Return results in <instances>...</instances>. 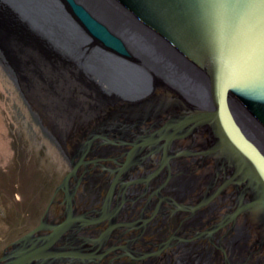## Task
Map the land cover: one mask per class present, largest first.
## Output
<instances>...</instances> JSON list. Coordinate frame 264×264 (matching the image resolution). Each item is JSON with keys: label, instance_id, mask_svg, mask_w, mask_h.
I'll use <instances>...</instances> for the list:
<instances>
[{"label": "bare ground", "instance_id": "1", "mask_svg": "<svg viewBox=\"0 0 264 264\" xmlns=\"http://www.w3.org/2000/svg\"><path fill=\"white\" fill-rule=\"evenodd\" d=\"M9 1L14 3L16 1L15 5L20 6L21 9L23 8L24 11H29L28 9H32L31 7L41 0ZM42 1L53 3L52 0ZM83 1L102 22L108 27L110 26L115 34L123 38L130 55H112L110 50L98 45L92 36L87 33H79V28L76 27L75 33H64L60 26L54 25L56 30L53 33H50L52 31L50 28L44 30L50 34H44L43 36L48 40V43L54 46L55 54L43 55L36 48H34L35 52L33 49L25 50L22 46L17 47L18 44L20 45L19 42L10 39L8 60L17 68L18 75L23 82L22 85L26 87L34 106L40 111L49 127L55 130L59 137L69 142L67 149L71 155V166L72 169H76L69 183L70 192L77 194L74 188L76 182L73 179L78 178L80 180V178H85L87 174L90 175L88 172L96 168L94 165H100L105 170L115 168L109 167L104 161H100V164H98L95 161L96 159H86V156L90 153L98 154L106 146L102 145L101 141L98 142V138L107 140L102 135H98L97 140L95 138L90 139L92 135L103 130L102 124L105 119L107 121L116 119L120 120L121 123L126 122L120 126V131L125 134V137L114 136L119 138L118 142L120 144L119 146L114 145L117 148L120 147L116 154L118 157L115 155L113 159L116 163H121L119 158L126 150L123 146L128 145V142H130V146L131 144L136 145V149L135 151L130 150L129 156L132 157L128 158L126 162L124 160L123 166L119 167L118 174L111 181L107 197L101 209L97 210V216L85 219L90 225L72 227L65 237L53 247L56 250L71 248V250L81 251L83 260L80 256L77 260L67 257L64 258L65 260H53L52 262L50 260L45 263L35 261L30 264H107L108 261L102 258L110 250L115 252L116 256L112 255V257L119 264H153L150 254H162L163 259L158 260H162L161 262L186 258L190 264H245V261H248L249 264H264V203L256 202L262 193L264 194V160L251 145L253 143L260 152L264 153V137H262L261 132L258 129L256 130L255 126L247 122L245 118H242L244 117L242 112L234 106L235 109H232L233 114H235L234 118L240 125L246 140H248L247 143H251L247 144L238 131L232 127L226 113L219 110L215 99H213L212 82L209 78H205L200 70L181 59L179 55H176L174 51L156 40L154 36L147 35L146 32L139 29L140 27H136L130 18L119 12L108 0ZM29 12L32 13L33 11L30 10ZM41 17L44 19L43 16ZM67 19L70 21V18ZM39 23L40 21H37V24ZM33 25L35 26L34 23ZM37 27L39 28V26ZM119 57L120 59H118ZM27 63L32 65L34 72H31V76L34 80H27L28 77L25 76L28 72ZM122 67L127 71L123 73ZM41 84L47 87V91L48 89L53 91V108L47 107L46 102L33 92L34 90L37 91V86ZM29 86L31 88L28 89ZM173 87H176L177 90ZM32 88L33 91H30ZM58 91L59 95L56 93ZM39 94L41 95V92ZM188 106L199 112L187 110ZM66 118L70 121H67ZM213 119L217 121L215 124L216 132L207 123L197 124V122H204V120L214 121ZM158 127L160 129L146 135L149 130ZM108 129L106 130L107 133L113 131V129ZM200 129L206 135L205 139L203 138L206 140L204 142L208 141L209 145L201 152L187 153L190 155L201 153L204 157L203 161L207 159L205 163L202 162L203 166L211 164L217 167L215 177L206 176L205 169H202V171L200 169L199 173L196 174L199 176L198 178L182 177L181 184L177 187V194L176 192L173 193L174 198L178 201L193 206L179 205L180 207L195 209L194 211L198 212L197 218L186 223L183 227L187 230L191 228L190 231H185L191 239L171 246L170 240L182 239L175 235L168 242L161 244L156 251L143 252V250L151 248L146 247L148 244H144V237L156 235L161 227L156 226L157 222L154 224V217L156 216V219L161 220L164 219V215L169 216L170 213L166 212L164 203L167 199L163 197L151 215H147L149 211L144 212L146 215H143V221L141 220L139 224L141 226L147 224L148 228L144 230L142 236L124 228H116L122 225L130 227L134 225L133 223L119 221L124 216V211L121 214H119V211L126 203V198L129 196L128 189L131 184L141 181L139 177L136 179L129 178L133 173H137L133 171L132 167L141 161L140 156L137 154L162 139L165 140L164 148L166 149L176 137L182 135L184 138H188L190 133L194 134ZM134 136L137 137L136 141L131 142L129 139ZM199 136L201 137L200 134H198V138ZM85 138L89 140L88 143L83 144ZM142 139L144 141L138 142ZM109 141L112 144L115 142ZM178 143H180L179 140ZM188 143L190 141H187L186 145ZM109 148L112 149L113 146L110 145ZM216 148L220 151L225 150L228 155H221L220 152H216ZM233 148L237 152L238 149L240 150L241 155L235 157L237 161L231 159ZM242 155L248 159L241 160ZM102 159L107 160V158ZM168 162L169 156L164 153L163 162L161 166L158 165L153 175L158 174ZM235 169H241L246 177L244 179L241 177L242 175L235 177ZM153 175L145 177L142 181L148 184ZM215 182L217 184L215 191L207 196L204 192L208 184H214ZM262 184L263 187H261ZM205 195L207 197L203 199ZM74 197V216L84 217V215L93 212L87 210L83 214H79L82 209H79L75 202L76 195ZM115 198L118 202L116 207L112 209ZM212 200L213 202H211ZM195 203H197L196 206H194ZM169 204L171 203L169 202ZM168 206H170L171 211H174L176 209L174 207H177ZM135 208L138 207L135 206ZM51 218L52 213L50 212L47 221H51ZM109 218V228L100 238L96 239L95 243H93L94 239L91 236L97 237L98 235H81L87 231L88 233H96L97 227ZM191 226L202 229L200 231L198 229L194 230ZM43 232L47 233L46 230H43L35 234L34 237L41 235ZM131 233L132 235H128ZM122 239H124L123 241L128 240V247L112 246L102 248L110 246L113 242L119 243V240ZM112 240L114 241L111 244L106 245L107 242ZM31 242L33 241L27 240L24 244L18 243L20 244L19 248L27 246ZM135 244H140L138 250H142L143 253L133 249ZM92 245L94 246L92 247ZM168 246L170 248L165 249ZM92 249L95 250L88 253L82 252V250ZM105 249L107 250L105 251ZM119 249H124L127 254H131L132 251L141 255L144 254L146 258L129 262L130 260L128 261L122 256L118 257L120 254L118 253ZM190 252L195 255L189 254ZM173 255L176 256L172 259ZM109 262V264H113L111 261Z\"/></svg>", "mask_w": 264, "mask_h": 264}, {"label": "water", "instance_id": "2", "mask_svg": "<svg viewBox=\"0 0 264 264\" xmlns=\"http://www.w3.org/2000/svg\"><path fill=\"white\" fill-rule=\"evenodd\" d=\"M52 1L53 3L42 0L36 2L32 9H28L33 11L31 13L15 5L16 1L0 0V48L6 59L10 54V39L19 42L17 47L22 46L25 50L36 48L43 55L55 54L54 46L43 36L53 33L56 30L54 25L60 26L64 33H75L79 28V33L89 34L98 45L110 50L112 55H130L123 38L102 22L83 0ZM108 1L130 18L136 27H140L147 35L154 36L211 80L216 105L226 113L232 127L246 143L248 140L232 112L234 106L242 112V118L255 126L264 137V0ZM64 19L67 20L61 21ZM37 21L40 23L37 24ZM49 28L52 30L50 33L44 31ZM121 70L123 73L127 71L123 67ZM173 88L177 90L176 87ZM187 110L196 111L189 106ZM213 120L197 124L207 123L216 132L217 121ZM251 145L264 160V153L253 143ZM216 152L228 155L225 150L216 148ZM232 152L231 159L237 161L235 157L241 155L240 150L237 152L233 148ZM244 159L248 158L242 155L241 160ZM75 172V168L71 169L58 185L40 224L14 242L12 249H7L1 256L0 264H30L35 261L45 263L50 260H65L67 257L77 260L80 256L83 260L81 251L53 248L72 227L89 225L82 217L74 216L73 197L76 194L70 192L69 183ZM234 173L235 177H246L241 169H235ZM79 184L80 181L77 185ZM60 189L64 191L66 215L60 222L51 223L47 221V217ZM256 202L264 203L263 193ZM45 229L49 232L34 237ZM27 240L33 242L17 247L18 243L24 244Z\"/></svg>", "mask_w": 264, "mask_h": 264}, {"label": "rangeland", "instance_id": "3", "mask_svg": "<svg viewBox=\"0 0 264 264\" xmlns=\"http://www.w3.org/2000/svg\"><path fill=\"white\" fill-rule=\"evenodd\" d=\"M2 50L0 48V258L4 254V252L7 251V249L12 248L11 246L13 245L14 242L25 236L29 231H31L33 228H35L40 224L43 216L47 211L50 201L54 196L56 188L58 187L59 184H61L64 177L72 169L71 155L67 149L69 142L59 137L55 132V130L49 127V124H47L44 117L41 115L40 111L36 109V107L34 106L33 104L34 102H32L30 98L31 96L27 92L26 87L22 85L23 82L21 80V77L18 75L17 68L13 66L10 60L6 59L4 52H1ZM27 70L28 72L25 74V76L28 77L27 80H32V79L34 80L33 76H31V72L32 73L34 72L32 69V65L27 63ZM29 88L31 87L29 86L28 89ZM30 91H33V88ZM33 92L36 95L40 96L41 99H43V101L46 102L47 107L53 108V104H52L54 100L53 91H50L49 89L47 91V87L41 84L37 86V91L34 90ZM39 92H41V95L39 94ZM56 93L59 95V91ZM66 119L67 121L69 120L68 118ZM125 123H126L125 121L121 123L120 120H116V119H112L109 121L105 119V122H103L102 124L103 130L98 131V133L92 135L90 138V139H94V138L96 139L98 138L97 137L98 135H102L106 137L107 140H104L103 138H98V142L101 141L100 143H103L102 145H106V146L103 147L104 150L102 152L99 151L98 154L92 152L86 156V159L94 160L101 158L100 160L104 161V163L107 164L109 167H115V168H113L112 170L109 169L105 170L100 165L98 166L94 165L96 166V168L91 170L93 171L92 173L91 171L88 172L90 173V175L87 174L85 178L82 179L80 178L81 180H79L78 178L73 179V181L76 182L74 184V188L77 191L76 203L78 205V208L82 209L79 214L84 213L87 210L89 211L93 210V208L96 210L94 211V213L92 212L88 215H84V217H82L83 219H90L97 216L98 214L97 210L101 209L107 197L111 179H113L114 176L118 174V171L120 169L119 167H122L123 164L128 160V158L132 157L129 156V153L131 152L130 150L135 151L136 149V145L131 144L130 146V142H128L129 143L128 145L126 144V146L125 145L123 146L125 147L124 150L125 149L126 150L122 153V157L119 158L121 159V163L120 162L116 163L113 160L114 156L118 152V148H120L114 146V145L117 146L120 145L118 142L119 138L117 137H125L124 136L125 134L122 133V131H120L121 130L120 126L124 125ZM107 128H109L108 130L113 129V131L107 133L106 132ZM200 130H198L194 134H190L188 137L189 139L185 137L183 139V142L185 144L183 145L182 148L186 150H197V151L200 150V152L201 150L206 149V147L209 144L208 141L204 142L206 141L204 140L205 139L204 137H206V135L202 130H201L202 132L200 133ZM155 131L156 130L149 131L146 135H150ZM198 134H200L201 137L199 136L198 138ZM115 135H117V137H114ZM136 138L137 137L134 136L133 138L130 139L128 138V139L131 142H134L136 141ZM88 140L89 139L85 138L83 140L84 141L83 144ZM109 140H112V142L115 141L114 144H112ZM142 141H144V139L138 142H142ZM187 141H190L188 145H186ZM110 145L113 146L112 149L109 148ZM158 147L160 148V146L157 145L156 143L154 148H158ZM197 156L198 157L195 156L196 160L195 162H193V166L190 165L192 164L191 163L192 156H186V157L184 156L182 157V159L179 160L182 168L177 167L175 169L177 170V172L183 170V175H182L183 178L187 176H190L192 178L199 177L198 175H196L195 172L197 171L196 169L199 167V165H195V163L199 162L200 165L203 166L204 165L203 163H205L207 159L203 161L204 158L203 155H197ZM102 158H107V160L106 159L103 160ZM153 160L156 162L153 163V165L151 166L147 164L146 168L140 167L141 166L140 163L132 166L133 171L134 172L136 171L137 173H133V175L130 176L129 178L136 179L139 177L141 181L136 182L138 186L135 183L131 184L132 187L133 185L135 186L133 187V189L131 187V189L128 191L129 192L128 194L129 196L127 197L128 200L126 198V203L123 205L124 206L123 211L125 217L123 216V218L122 217L121 219L119 218L120 219L119 221L133 223L134 225L131 226L132 227L131 232H135L137 234L142 232L144 228L143 226H145L143 225L139 229L136 228L141 226L139 223L141 222L142 217H144L143 215H146L142 210L145 209L146 206L148 207L149 203L151 204V201H149L151 199V195H153L152 196L153 205H151L152 207H150L149 211H154V209L160 202L161 198L169 195H171V197L174 198L173 193L176 192L177 194L178 192L177 187L181 184L179 178L183 179L181 176H178L172 178L167 184L168 172L166 169H164V172L166 170V173L162 172L163 175L162 173L159 175V178H157L156 182L154 183L155 184L154 187H152L149 190L148 188H146L145 185H143L145 182H143L142 179L149 176L150 171L152 172L154 169L158 168V165L160 166L162 164L161 156H157ZM203 169H205L206 176L208 175V177H215V174L217 172V167L215 165L208 164L206 166H203ZM78 180L80 181L79 185H77L79 182ZM167 185L169 187L170 194L166 192ZM97 186L99 188H102L99 193L97 192L98 191ZM216 186L217 184H215L212 187V190ZM170 189L173 191H171ZM212 192L213 191H210L209 193ZM80 193L82 194L84 193V195H80ZM206 195L203 196V198H206L207 197ZM174 199L178 201V199L176 198ZM63 200H64V191L60 189V191L56 195V201L53 204L52 209L50 211L52 213V218H51L52 222L51 221L48 222L58 223L65 217L66 210H65V203ZM92 201L95 202V204H93ZM117 202L118 200H116L115 203H113L112 209L116 207ZM178 202L184 205H189L188 203H183L182 201H178ZM145 203H147V205ZM166 203L167 202H165L164 204ZM197 203H195V205H197ZM135 206H137L138 208L136 209ZM171 206H176V205L172 204ZM174 208L177 209V207ZM178 208H182V207H178ZM147 213H148L147 215H149V212ZM197 213L198 212H195V215H192L191 216L192 218L191 217L190 218L192 220L194 218H197ZM178 214H179L178 216H180V214H182L183 216L185 215L190 216V211L183 210ZM176 217L177 216H175L174 218ZM164 219L167 220V218ZM199 221L201 222L200 219ZM109 222H110V218L104 220L95 230L96 233H88L87 231L84 232L85 234H81V235H86V236L98 235L97 237L91 236V238L94 239L93 243H95L96 239L100 238V236L103 235V233L106 232V230L109 228ZM163 222L165 223V221ZM164 228L165 227L164 226L162 227L161 225L156 235L154 236L150 235L151 238L148 236L144 237L145 238L144 244L145 243L148 244L146 245V247H151L152 249L148 248L147 250L146 249L143 250V252L144 251L149 252L156 248L158 249L161 242H166L175 235L179 238H190V236H187L181 232L183 229L186 228L178 229L177 233L175 232L176 230L175 228L168 230ZM192 228L194 230L198 229V227L196 226H193ZM200 229L198 230L200 231ZM47 232H49V230ZM192 234L194 235V232ZM128 235H132V233ZM133 239H137V238H133ZM123 240L124 239L119 240L120 241L119 243L113 242L114 240H112L111 242L106 243V245H108V243L111 244L113 242L110 246H104L102 248H106V247L110 248L112 246H118L120 243H121L120 245L122 246H127L129 244L128 240L127 241L126 240L123 241ZM175 241H179V240L176 238ZM136 245H140V244H136ZM17 246L19 248L20 244H18ZM93 246L94 245H92V247ZM135 249H136L135 251L137 252L142 251V250H138V248ZM67 250H71V248ZM94 250L95 249L84 250V251L82 250V252L88 253L91 251L93 252ZM106 250L107 249H105V251ZM124 251H125L124 249H119L118 253H124ZM191 252L189 254L195 255ZM114 253H115L114 251L110 250L104 254L102 259H105L108 262L112 261L113 260L112 255L116 256ZM109 254H111V256H109ZM129 258L133 259L131 258V256H129ZM113 264L116 263L113 262ZM245 264H249L248 261H245Z\"/></svg>", "mask_w": 264, "mask_h": 264}, {"label": "flooded vegetation", "instance_id": "4", "mask_svg": "<svg viewBox=\"0 0 264 264\" xmlns=\"http://www.w3.org/2000/svg\"><path fill=\"white\" fill-rule=\"evenodd\" d=\"M164 111H166V110H164ZM162 126V125H161ZM160 126V127H161ZM160 127H158V128H155L154 130H158V129H160ZM149 131H153V130H149ZM198 131V130H197ZM194 132V131H193ZM151 133V132H150ZM191 134V133H190ZM189 134V135H190ZM182 139H184V136H178V137H176L175 139H174V141H173V143L172 144H170L166 149L164 148V142H165V140L164 139H162V140H160V141H158V143H157V145L159 144V146H160V148L158 147V148H154L155 147V144L156 143H153L151 146H148V147H146V148H144L142 151H141V153H139L138 154V156H140V158H141V161L140 162H138V163H140L141 164V166L140 167H145L146 168V166H147V164L148 165H153V163H155L156 161H154L153 159H155L157 156H161V158H162V161L161 162H163V158H164V153H165V155H168L169 156V164L167 163V165H165L164 166V168L159 172L160 174L163 172V173H166V171L164 172V169H166L167 170V172H168V178H167V182H169L172 178H175V177H178V176H181L182 177V175H183V170L182 171H179V172H177V170L175 169V168H182L181 167V163L179 162V160L180 159H182V157H184V156H192L191 157V163L192 164H190V165H192L193 166V162H195V160H196V158H195V156L197 157V155H202L201 153H199V154H193V155H190V154H188L187 152H189V153H191V152H195V151H197V150H186V149H184V148H182L183 147V145L185 144L183 141H182ZM178 140L180 141V143H178ZM163 142V143H162ZM195 144V143H194ZM178 145V146H177ZM153 146V147H152ZM150 147H152V148H150ZM175 150V151H174ZM201 151H203V150H201ZM198 152H200V151H198ZM169 153V154H168ZM172 154V155H171ZM147 155V156H146ZM171 155V156H170ZM114 159V158H113ZM173 160V161H172ZM201 160H202V158H201ZM96 162H98V164H100V159H96L95 160ZM198 162V161H197ZM138 163H136V164H138ZM160 164V163H159ZM177 164H180V165H177ZM195 165H199V167L196 169L197 171H195L196 172V174H198L199 173V171H200V169H201V171H202V169H203V166L202 165H200V163L198 162V163H195ZM161 166V165H160ZM165 167H167V168H165ZM113 169V168H112ZM156 170L157 169H154L152 172L150 171V175L152 174H154L155 172H156ZM158 173V174H159ZM162 173V174H163ZM175 173V174H174ZM193 173V172H192ZM158 174H156V175H153L152 176V178L150 179V181L148 182V184L146 183H144V185L146 186V188H148L149 190L152 188V187H154V183L156 182V180H155V178L157 179V178H159V175ZM178 174V175H177ZM188 174H190V173H188ZM149 175V176H150ZM180 180H181V178H179ZM113 179H111V181H112ZM111 184V183H110ZM154 184V185H153ZM168 184V183H167ZM213 184V183H212ZM212 184H208V186H207V188H206V190H205V194H207V196H209V195H211V193H209V191H215V189H216V187L215 188H213V190H212V187L216 184V182L212 185ZM212 185V186H211ZM135 186V185H134ZM98 187V186H97ZM131 187L132 186H130L129 187V189H128V191L131 189ZM110 188V187H109ZM133 188V187H132ZM98 189V193L101 191V189L102 188H97ZM153 190V189H152ZM166 192H168L169 193V187H168V185L166 186ZM212 192V193H213ZM88 194V193H87ZM170 194V193H169ZM80 195H84V193L82 194V193H80ZM89 195V194H88ZM153 195H151V197H152ZM84 197H87V196H84ZM164 198H166L167 200H166V204L164 205L165 207H166V212L168 213H170V215L168 216V215H164L163 216V218H167V217H169V218H167V220H162V222H160L161 220H159V218L158 219H156V216L154 217V219H155V221H154V224H156V222L158 223L157 225H159V226H161V223H163L162 225L165 227L164 229H173V228H175L176 230H175V232L177 233L178 232V229H180V228H183V226H185V224L186 223H188V222H190V221H192V215H195V212L196 211H194V210H192V209H188V208H186V207H193V206H189V205H185L186 207H182V209L181 208H178V207H180L179 205H184V204H181V203H179L178 201H176L174 198H172L171 197V195H169V196H166V197H164ZM204 199V198H203ZM117 200V198H115L114 199V201H113V203H115V201ZM214 200V199H213ZM213 200L211 201V202H213ZM146 201V200H145ZM149 201H151V204H149V206L147 207H145V209H143L142 211L143 212H146V211H149V209H150V207H152L151 205H153L152 204V198L149 200ZM76 202V201H75ZM97 202V201H96ZM169 202L171 203V204H169ZM201 202V201H200ZM210 202V203H211ZM92 203L93 204H95V202H93L92 201ZM100 203V202H99ZM146 205H147V203H145ZM176 205L177 206V209H174V211L172 210H170V206H168V205ZM113 205V204H112ZM194 206H196V205H194ZM124 208V207H123ZM123 208L119 211L120 213L119 214H121V212L123 211ZM94 209V208H93ZM152 210V209H151ZM183 210H188V211H190V216L189 215H185V216H183L182 214H180V216H178L179 214V212H182ZM90 211H96L95 209L94 210H90ZM86 212V211H85ZM173 212H174V214H173ZM153 213V211H149V215H151ZM166 213V214H167ZM81 214H83V213H81ZM175 216H177L176 218H174ZM119 217V216H118ZM191 217V218H190ZM146 219V218H145ZM144 219V220H145ZM175 220V221H174ZM142 221H143V219H142ZM163 221H165V223L163 222ZM121 222H124V221H121ZM151 222V221H150ZM127 223V222H126ZM90 225V224H89ZM88 226V225H87ZM162 226V227H163ZM121 228H124V229H126V230H130V232L132 231V227H130V226H120ZM120 227H116V228H119L120 229ZM142 226H139V227H136V228H141ZM144 228H143V230H142V232H140L138 235L139 236H142V234H143V232H144V230L146 229V228H148V225L147 224H145V226H143ZM167 227H169V228H167ZM135 228V227H134ZM185 231H190V229L189 230H187V229H183L181 232L183 233V234H185V235H187V233H185ZM168 233H169V231H168ZM141 234V235H140ZM165 236H166V234H165ZM163 239V238H162ZM161 239V240H162ZM188 239H191V238H182V239H178L179 241H175V239H173V240H170L171 242H170V245L171 246H174V245H177L178 243H180V242H182V241H187ZM168 240V241H169ZM168 241H166V242H168ZM174 241V242H173ZM163 243H165V242H161V244H163ZM121 244V243H120ZM118 245V246H122V245ZM161 244L159 245V247H158V249L160 248V246H161ZM138 248V249H140V245H134L133 246V249L134 250H136L135 248ZM168 248H170V246H168L167 248H165V249H168ZM164 249V250H165ZM157 250V248L156 249H154L152 252H154V251H156ZM163 250V251H164ZM142 252V251H141ZM146 253H151V251H149V252H146ZM176 254H178V253H176ZM151 255V260H152V262H153V264H165V262H166V264H190L189 263V261L186 259V258H184V259H177L176 261H173V260H167V261H165V262H161V261H158V260H160V259H163V255L162 254H150ZM120 256H122V258H124V259H127L129 262H136L137 260H140L141 258H146V256H144V254L143 255H141V254H139V253H134L133 251H132V253L131 254H127L126 253V251H124V253H120L119 255H118V257H120ZM129 256H131V258H133V259H130L129 258ZM149 256V255H148ZM147 256V257H148ZM176 255H173L172 256V259L175 257ZM153 257V258H152ZM148 258H150V257H148ZM121 260H123V259H121ZM113 261L116 263V264H119V262H117V261H115V258L113 257V260L111 261V263H113ZM185 261V262H184ZM107 264H109V262H107Z\"/></svg>", "mask_w": 264, "mask_h": 264}]
</instances>
